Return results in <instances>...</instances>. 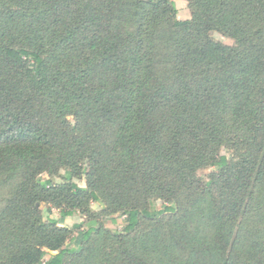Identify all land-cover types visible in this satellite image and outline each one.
Returning a JSON list of instances; mask_svg holds the SVG:
<instances>
[{"label":"trees","instance_id":"1","mask_svg":"<svg viewBox=\"0 0 264 264\" xmlns=\"http://www.w3.org/2000/svg\"><path fill=\"white\" fill-rule=\"evenodd\" d=\"M186 1L0 0V264H264V0Z\"/></svg>","mask_w":264,"mask_h":264},{"label":"rangeland","instance_id":"2","mask_svg":"<svg viewBox=\"0 0 264 264\" xmlns=\"http://www.w3.org/2000/svg\"><path fill=\"white\" fill-rule=\"evenodd\" d=\"M175 4V9H176V19L178 21H188L191 19V10L189 8L188 2L186 0H173ZM210 37L221 44L227 45V46H232L233 41L220 33L217 32H210L209 33ZM69 122L72 123L73 120L72 118H68ZM222 155L228 156L229 154L227 153L226 150L222 149L221 150ZM84 167V166H83ZM214 171V168H205L200 171H198V177L203 180L207 181L208 176L210 175L211 172ZM65 175V171L61 170L60 171V178H62ZM42 179L46 178V175L41 176ZM60 178H54V181L59 183L61 182ZM73 182L76 183L79 187H84L85 186V177L84 175L80 176L79 178H74ZM164 202L162 200H153L149 206L150 210H161L163 208ZM49 208V205L43 204L42 205V211L43 214L46 213L47 209ZM101 208L98 205H92L90 212L92 215L95 216L94 219L97 221H100L104 227L109 229L110 231L117 232V233H122V229L124 227V219L121 216H114V217H103L99 216L98 214L100 213ZM51 217L58 220L62 225L72 228L73 226H81L79 230H73V235L70 240L67 241L66 247L67 248H76L80 244L81 240V235L83 230H86L88 228V220L84 214H81L77 211L73 214V216L68 217L66 219H63L60 216V213L56 209H51ZM168 229L165 228V230L161 229L160 227L155 228L154 226H149L145 225L141 227L139 230L136 232L128 235L129 239V244L133 243H139L141 242L144 238H147L150 240V242L147 245V254L150 252V257L154 259L156 257L155 254V246L159 243L160 241L166 240L167 236H163L164 233H167ZM154 238V239H153ZM159 242V243H158ZM166 242V241H165ZM157 251V250H156Z\"/></svg>","mask_w":264,"mask_h":264}]
</instances>
